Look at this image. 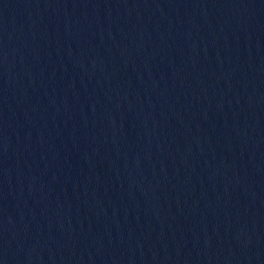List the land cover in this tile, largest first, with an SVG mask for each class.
Segmentation results:
<instances>
[{
  "label": "water",
  "instance_id": "95a60500",
  "mask_svg": "<svg viewBox=\"0 0 264 264\" xmlns=\"http://www.w3.org/2000/svg\"><path fill=\"white\" fill-rule=\"evenodd\" d=\"M0 264H264V0H0Z\"/></svg>",
  "mask_w": 264,
  "mask_h": 264
}]
</instances>
